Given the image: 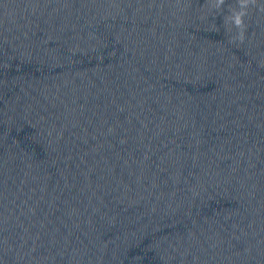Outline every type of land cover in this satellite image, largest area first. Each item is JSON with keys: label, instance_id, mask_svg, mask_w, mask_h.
<instances>
[{"label": "water", "instance_id": "95a60500", "mask_svg": "<svg viewBox=\"0 0 264 264\" xmlns=\"http://www.w3.org/2000/svg\"><path fill=\"white\" fill-rule=\"evenodd\" d=\"M0 264H264V0H0Z\"/></svg>", "mask_w": 264, "mask_h": 264}, {"label": "clouds", "instance_id": "9594fccd", "mask_svg": "<svg viewBox=\"0 0 264 264\" xmlns=\"http://www.w3.org/2000/svg\"><path fill=\"white\" fill-rule=\"evenodd\" d=\"M220 3H223V0H220ZM244 15L243 12L236 13L234 16V23L237 27H241L243 24L242 16Z\"/></svg>", "mask_w": 264, "mask_h": 264}]
</instances>
